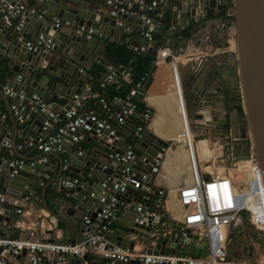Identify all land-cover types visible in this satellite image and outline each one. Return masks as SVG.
Masks as SVG:
<instances>
[{
	"label": "water",
	"instance_id": "95a60500",
	"mask_svg": "<svg viewBox=\"0 0 264 264\" xmlns=\"http://www.w3.org/2000/svg\"><path fill=\"white\" fill-rule=\"evenodd\" d=\"M117 1L137 2L138 0ZM221 1L165 0L162 16L165 17V12L171 10L172 25L183 27L189 21L192 23L200 21L191 28L193 36L197 34L205 36L207 31L212 29H214L215 35L224 36L228 29H233L234 52L229 56L236 63L237 87L240 92L242 114L235 116V119L243 118L244 120L238 137L243 143H237L235 140L238 123L233 122L231 116L227 120V116L224 115L229 111L225 95L215 96L207 91V85L200 87L198 83H194L201 76V72H194L195 68L192 69L193 72L189 77L190 88L188 86L184 91L182 90L183 104L185 109L187 106L189 107V111L186 109V117L194 132L213 126L220 129L221 124L229 122L227 136L229 139L231 138V145L225 158L231 160L248 157L251 155L250 148H252L253 157L262 170L264 182V0ZM19 3L20 0H0V9L6 4L17 6ZM228 4L230 8L227 11L232 17L229 20L224 15H219L224 5ZM114 5V3L108 4L106 0H38L35 9L26 5L22 11L23 24L19 29L7 26L0 18V59L4 60V65L9 72L21 75V88L26 93L25 99L31 101L29 105H36L32 95L47 104L54 103L58 97L70 102L73 95L80 94L85 89V85L91 77L89 71L95 63L104 67L105 72L102 80L109 74H113L117 79L121 74L127 73L126 68L116 60L110 51L109 45L104 42L106 37L113 42L120 43L122 34L128 33L125 29L126 26L121 23L128 13L118 11ZM183 13H188V15L181 16ZM139 18L143 25L142 18L140 16ZM17 19L18 16H15L14 22ZM153 23L156 30L158 21L154 20ZM30 25L33 28L27 30ZM80 26H83L85 30L92 28L95 33L90 37L79 34L76 29ZM173 30L174 28H171L172 33ZM25 33H30L33 37L30 40L32 41L30 47L27 45L29 40L26 39ZM136 33L140 34L141 31ZM116 35L119 37L115 38ZM39 36H42V40L37 43ZM224 40L225 38L222 39V43H225ZM187 42L183 41L181 48H184ZM144 43L142 41L129 45L134 47L136 52L142 53L141 47L144 46ZM102 47L105 50L103 54L100 53ZM145 52L153 53V47L147 48ZM191 65L193 64L191 63ZM124 80L126 83L131 82L129 76H125ZM110 84L114 85V83ZM66 106L54 105L49 110L59 113V117L62 118ZM216 106L220 107L216 108ZM123 107H125L124 103H122V107L116 109V112H121ZM9 112L12 114V110ZM31 115H34L31 123L26 125L18 136L10 134L11 130L6 129L0 119V154H3L0 156V237L15 239L29 236L27 233H19L18 230L7 232L6 228L13 226L19 202H27L29 198L37 197V186L44 174H49L52 177L48 185L55 186L56 190L64 196L62 199H58L59 205L56 203L54 210L49 208L44 199L41 200L42 208L53 215H56L59 206H65L69 213H73L77 209L81 210V214L77 218L84 219L86 217L89 221L95 219L101 221L97 214L108 208L111 195L123 199L129 209L135 213L134 216L138 215L137 204L131 203L129 198L130 193L138 192L139 189L129 186L125 192H119L102 186V182L110 173H112L114 182L119 183L121 171L130 167V161H122L108 156L112 152L123 154L127 150L125 137L120 136L115 140L112 135L108 134V130L101 129L99 132L91 130L83 134L82 138L104 146V149H92V151L80 150L79 142L61 141L58 144L68 153V158H59V170L57 169L54 174L48 169L51 162L50 156L55 155L52 151L39 150L40 155L33 158L27 155L22 156V153L27 152L30 148H36L43 122L46 118L50 121L47 114L41 111L31 113ZM141 118L142 113L136 112L134 116L126 118L124 122L116 125L117 131L125 129L128 125L131 126L127 139L133 141L134 147L142 149L143 154L148 157L159 158L158 154L164 152V147H167L168 143L157 138L148 129H144L141 134L137 135L136 128L140 125ZM115 119L113 115V123H115ZM50 122L55 123L52 119ZM211 135L220 137L221 141H225L226 138L222 133L211 132ZM201 137H204V134L196 133L194 136L195 139ZM58 144H55L54 147ZM8 148L11 149V153ZM8 155L9 159H6L5 156ZM43 158L45 160L41 161ZM14 160L19 161V165H10V162ZM82 162L84 164H81ZM104 165L107 166L105 169ZM64 166L66 169L79 173L82 177L74 184L59 185V179L66 176L65 173H62ZM83 166L89 167V174L95 180L94 184L87 183L86 172L80 170ZM83 190H86L88 194H84ZM102 197L103 201H101ZM91 205L93 208L89 207ZM243 219V216L239 215L233 225L238 229L242 228L238 221H243ZM132 222L133 224L124 233L141 237L144 245L143 250L146 253H190L192 256L204 253L205 242L199 239V235L191 232L190 229H186L185 235H182L181 222L179 219L170 217L167 212H162L158 217L145 216L143 223L139 225L133 220ZM77 231L79 233L87 231V233L95 235L98 233V228L95 226L88 228L83 221L78 224ZM46 234L47 238L35 236H31V238L45 243L60 242L72 245L76 243V238L70 240V235L64 230L60 240L55 239L53 229L48 228ZM133 243L130 241L129 245H125L118 241L117 245L131 248ZM183 244L187 246L182 248ZM246 249L247 246H244L243 250ZM50 253H47V256L53 264H84V261H87V264H122L119 262L108 263L105 258L94 255L90 251L82 257L75 254H66L61 257L59 252L55 253L53 257L49 255ZM8 259L14 262L23 259L22 264H30L26 249H22L20 254L14 258L8 256ZM47 260L48 257H44L39 264H45ZM130 264H135V262L131 260Z\"/></svg>",
	"mask_w": 264,
	"mask_h": 264
},
{
	"label": "built area",
	"instance_id": "2783aa9c",
	"mask_svg": "<svg viewBox=\"0 0 264 264\" xmlns=\"http://www.w3.org/2000/svg\"><path fill=\"white\" fill-rule=\"evenodd\" d=\"M106 2L108 4L114 3V7L120 12L140 16L143 20L141 34L145 42L141 49L146 51L147 48L152 46L155 26L153 23L154 19L149 13L156 10L162 0H138L136 2V9L132 7L131 3L122 5L118 4L116 0H106ZM24 8L23 2H20L17 6L10 4L3 5L0 9V18L4 20L7 26H14L16 29H19L23 24L22 11ZM227 15L230 14L228 13ZM15 16H18L16 22L13 20ZM76 32L86 37H90L95 33L92 28L85 30L83 26L76 29ZM221 37L225 38L224 41L226 43L230 42L234 44L233 29H228L225 35ZM209 38L210 34L204 36V40H208ZM41 40L42 36H39L37 43H40ZM31 43L32 41L27 42L28 47H30ZM160 54L163 57H169L173 66L176 67L179 56L176 51L159 50L156 52L155 60H159ZM174 72L175 76L178 77L176 70ZM125 75L129 76V73L127 72ZM21 81V75H16L13 84L3 86L2 90L9 98L14 100L10 105V109L17 116L19 122H24L25 113L28 110L31 113L41 111L47 114L50 121L52 119L55 122V127L52 131L49 128L53 124L47 118L42 124V131L37 139L36 148L43 152H50L52 150L62 151L63 148L58 143L61 141L69 143L79 142L82 139V135L91 130H95L96 132H99L101 129L108 130V134L117 140L119 135L116 125L121 124L126 118H130L136 114V107L132 98L145 99L147 95V90L144 87V78L136 82L129 89L125 99L114 97L112 102L107 101L98 92L92 91L90 85H86L80 94L73 95L72 100L65 108L63 117L60 118L59 113L50 112L48 104L42 102L35 95H32V97L35 99L36 105H29L31 101L25 99L26 93L21 88ZM116 82L117 79L114 75L109 74L100 82V87L103 88L106 84H115ZM177 87L180 90L179 95L182 96L181 84L179 83ZM90 99H94L102 105L103 114L86 106V102ZM115 102L124 103L125 107L119 113L114 110L113 115L116 119L115 123H113V108L110 103ZM141 113V123L136 128L137 135L142 133L153 114L148 107H145ZM187 123L189 126L188 120ZM189 128L192 131L193 138L196 133L204 134V137L196 140L204 139L208 141V145L213 149V161L200 162L196 151L192 148L193 146H189V149L186 150L188 177L184 178L182 174L179 175L181 182L177 188V195L173 198L172 202L168 201V189L152 188L149 185L150 178L160 172L161 166L165 161V153L175 143L172 137H169V140L165 141L168 145L164 147L162 154H158L159 158L148 157L145 154L138 156L130 145L127 146V150L123 154L119 152L109 153L108 156L110 158L115 157L122 161H130V167H126L121 171L119 183L114 182L112 173H110L102 182V186L118 190L119 192H125L131 186L133 189L144 190L146 192V194L141 196V201L136 203L138 215L133 217V221L137 225L143 223V217L145 216H160L161 213L156 210L158 208L163 209L172 218H175L176 214L179 213L177 209L181 208L183 216L178 218L181 222V234L185 235L186 229H190L191 232L198 234L199 239L205 242V246H203L204 253L195 256H192L190 253L151 254L146 253L142 249L138 250L134 247L123 248L121 245L115 244L112 240L107 239L105 233L110 230L112 221L117 218L119 208L124 205L126 206V202L119 197L111 195L109 197L108 208L103 209L101 213L97 214V217L101 218V221L95 219V224L98 228L97 234L86 233L81 240L73 245L59 242L45 243L38 239L33 240L31 236L35 231L27 232L29 236L26 238L7 239L0 237V264H12L8 256L14 258L20 254L22 249L27 250V259L30 264H39L40 260L46 257L49 252L54 255L59 252L61 253V257L66 254H75L82 257L88 251L105 258L108 263L119 262L128 264L133 260L138 264H264V252L261 255L262 257L260 256L259 258L238 260V258H230L229 248L230 235L236 233L238 230L233 223L239 215H242L243 221H238L242 225L239 231L243 230L246 232L248 234L247 237L256 246L264 250V182L262 170L253 157V149L250 148L251 155L248 157L229 160L225 158V155L229 153L230 140L225 139V141H221L220 137L211 135V132H216L214 130L202 129L194 132L190 126ZM216 133L221 134L219 132ZM55 144L58 145L54 147ZM173 148L177 149L176 146ZM210 162H214L215 165L217 162H220L222 164L220 166L222 167L221 171L215 170L213 168L214 164L212 165ZM19 163V161L14 160L10 162V165H19ZM208 163L212 165V168H205ZM139 164L144 166V168L138 169L137 166ZM106 167V165L103 166L104 169ZM63 169L65 170L66 166ZM77 181V178L65 176L60 178L58 183L59 185L68 186L69 183L74 184ZM256 188H260L258 194L255 192ZM152 193L157 196L156 199L149 196ZM103 199L102 197L101 201ZM16 213H22V210L18 208L16 209ZM84 221L86 223L90 222L86 217H84ZM47 224L49 229H57V217L53 214L48 215ZM84 264H87V261H84Z\"/></svg>",
	"mask_w": 264,
	"mask_h": 264
},
{
	"label": "crops",
	"instance_id": "0c3cea01",
	"mask_svg": "<svg viewBox=\"0 0 264 264\" xmlns=\"http://www.w3.org/2000/svg\"><path fill=\"white\" fill-rule=\"evenodd\" d=\"M38 0H20V2L26 5L32 6V9H35L37 6ZM116 2H118L116 0ZM221 2H224L222 0ZM132 5L133 8H137L136 2H118V4L126 5V4ZM165 4V0H162L159 7L156 9L160 10L159 15L161 17L162 7ZM227 8L229 9V4L227 5ZM228 14V11L227 13ZM166 18L169 22L168 24V36L165 37L162 40V43L160 46L156 49V52L159 50L167 49L169 51H176L178 56V61L176 64V67L173 66L172 61L169 57H163L159 56V60L154 61V69L152 73V77L150 80V83L147 87V95L145 99H142L145 107H148L152 111V117L150 121L146 124L144 129H148L151 133H153L157 138L161 139L162 141L169 140V137H172L174 139L175 143L172 145L176 148H171L168 150L167 153H165V161L161 166L160 172L156 176H152L149 180V185L152 188H166L168 189V201L172 202L173 198L177 195V188L180 185L181 179L179 178V175L182 174V176L185 178L188 177V161L186 156V150L189 149V146H193L192 148L195 150L194 145L198 146V150L200 151L199 160L201 161H213L212 160V151L208 145V141L204 139L196 140L191 135L189 138L188 132H187V120H186V114L184 105L182 104V96L179 95L180 90H178L177 85L179 83L181 84V90L184 91V89L188 86L190 88V74L193 72L199 73L201 72V76L194 81V83H198L199 86L207 85V91L214 94L215 96L218 95H225L232 96V93L236 92L235 89L237 88V72H236V63L231 60V56H229L231 53L234 52V45L230 42H225V44H222V37L215 35L214 29L211 31H207L206 34H210V38L208 40H204V36L202 34H197L195 36L191 35L189 39H181L176 38L178 32L183 28L181 25H172L171 23V10L165 12ZM164 15V16H165ZM188 13H183L181 16H187ZM23 16V15H22ZM200 22V21H195ZM122 25H125V29L128 31V33H123L121 36V42H113L109 38H104V42H106L109 47L115 48L118 44H124L130 47L131 49L135 50L134 47L130 46L129 44L134 43L137 44L139 42L144 41V38L142 34H137L136 32L139 30H142L143 25L141 24L139 16L135 14H129L125 19L121 21ZM188 23H192L189 21ZM187 23V24H188ZM186 24V25H187ZM33 26H29L27 30L32 29ZM171 28H174L173 33L171 32ZM27 40H32L33 37L30 33H25ZM203 36V37H202ZM119 35H116L115 38H118ZM203 38V40H202ZM183 41H188L186 46L184 48H181V44ZM128 42V43H127ZM130 42V43H129ZM177 43V45H176ZM145 44V43H144ZM105 52L104 48L102 47L100 49V53L103 54ZM0 62L3 63L4 60L0 59ZM191 63L193 65H191ZM180 65V66H179ZM4 71L6 69V73L8 72V75H6V79H4V83L0 84V90L3 88V86L8 84H13L14 79L17 74L13 72H9V70L4 65ZM95 69L100 72L99 79L102 80L103 73L105 72L104 67L95 63L91 70ZM193 69V70H192ZM178 73V77L175 76V71ZM90 72V71H89ZM10 73V75H9ZM122 78H124L126 75L121 74ZM98 79V80H99ZM94 80V79H93ZM92 82V77H89L88 82L86 85H89ZM85 85V86H86ZM230 100H232V97H228ZM14 100L12 98H9L3 90L0 91V119L2 120L4 127L8 130H11L10 134H13L14 136L19 134L26 125L31 123L32 117L34 115H31L29 111L25 113L24 122H19L17 119V116L13 113L9 112L10 106ZM70 102L66 99L58 97L54 103L48 104L49 108L53 107L54 105H59L60 107H63L65 105H68ZM112 105V115L114 110H116L118 107H122V103H110ZM236 105V104H234ZM220 106H216V108H219ZM91 108L99 113H104L102 110V105L95 101L91 104ZM201 112V111H200ZM4 115V117H2ZM111 115V116H112ZM53 124V123H52ZM55 127V124L51 125L49 128L50 131H52ZM131 128V126H127L123 130H118L119 137H125V145L128 146L130 144V140H128V130ZM80 144V150L82 151H92V149H104L103 145L98 144L97 142H94L92 140H88L87 138H82L79 141ZM139 148V147H138ZM137 147H134V150L139 154H143L142 149H138ZM9 149V152L11 153V149ZM208 149V151H206ZM32 150V151H31ZM52 152L56 155L50 156L51 162L48 167V169L56 173L59 165V158L67 159L68 153L62 149V151L52 150ZM40 151L35 148H30L27 152L22 153V156H29L30 158H33L34 156L40 155ZM178 154V155H177ZM0 156H3V154H0ZM96 156V155H94ZM181 156V157H180ZM6 159H9V155L5 156ZM11 158V157H10ZM44 159H41L43 161ZM211 163V162H210ZM208 163V165L205 167L207 169H210L211 164ZM81 164H84L82 162ZM214 162H212V165ZM215 165V164H214ZM138 169H143L144 166L139 164ZM212 167V166H211ZM222 167H217V171H221ZM59 170V169H58ZM81 171L86 172L87 177V183L89 185L94 184L95 180L90 176L89 174V167L83 166ZM62 173L66 174V176H75L78 178H81L82 176L79 173H75L72 170L69 169H63ZM51 176L49 174H44V177L40 179V183L37 186V197L28 199L27 202L20 201L18 204V208L22 210V213H16V218L13 220V226L11 228H6V231H13L18 230L21 234H26L30 231H35V233L32 236L35 237H43L47 238V230L49 228L48 226V215H51L46 209L42 208V202L41 200H45L46 204L49 206L50 209L54 210L56 203L59 205L58 199H62L64 196L61 195L57 190L56 187L52 184L48 185V182L51 180ZM84 194H88L86 190H83ZM146 194L144 190H139L138 192L134 191L130 193V201L131 203H137L138 201H141V196ZM51 196V198H50ZM150 197L156 199L157 196L152 193L149 195ZM40 200V202H39ZM151 205V203H150ZM153 206V205H152ZM90 208H93V206H89ZM69 210V208H68ZM158 212L162 213L164 212L163 209H156ZM179 213L176 214L175 218H180L182 216V210L181 208H178ZM176 210V211H177ZM81 214V210L77 209L73 213H69L66 209V207L59 206L58 212L56 213L57 217V229L54 230V235L56 240H60L62 238L63 230L70 235V240L72 238H76V242L82 239V236H84L87 231H84V233H79L77 231L78 224L82 223L84 219L77 218ZM134 212L132 209H129V207L126 205L119 208L117 213V218L114 219L111 223L110 230L105 233V236L107 239L114 240L113 242L117 244L118 241H120L122 244L129 245L130 241H133L132 247L138 250H143L144 245L142 243V238L135 234H125L124 231H126L132 224ZM174 217V214H173ZM86 223V222H85ZM88 228H91L93 226L96 227L95 220L90 221L89 223H86ZM71 227V228H70ZM244 227V225H243ZM169 229V228H168ZM243 230L239 231V229L236 231V233H233L230 235V239L233 236L239 237V246H242V248L246 245H248L247 241L246 243L241 242V235H244L245 237L248 236L246 232H242ZM242 232V233H241ZM236 234V235H235ZM243 238V237H242ZM250 239V238H249ZM60 243V242H59ZM253 243V242H252ZM187 245L183 244L182 248H185ZM247 249L249 247L247 246ZM246 249V250H247ZM245 250V251H246ZM50 256H53V253L49 254ZM233 255V254H231ZM45 264H53L51 260L49 259ZM54 257V256H53ZM12 259V258H11ZM11 261V260H10ZM23 259L20 261H11L12 264H22ZM130 264V263H128Z\"/></svg>",
	"mask_w": 264,
	"mask_h": 264
},
{
	"label": "trees",
	"instance_id": "16d2710c",
	"mask_svg": "<svg viewBox=\"0 0 264 264\" xmlns=\"http://www.w3.org/2000/svg\"><path fill=\"white\" fill-rule=\"evenodd\" d=\"M150 1V0H147ZM227 5H224L223 9L220 11L219 15H224L226 19H232L231 15H227ZM160 10L156 9L149 14L151 17H153L154 20L158 21V27L153 32V53L148 54L145 51L142 53L136 52V50L131 49L127 45L124 44H118L115 46V48L109 47L110 51L114 55L117 61L123 65L127 72L129 73V77L131 78L130 83H126L124 78L119 76L117 78V82L112 84H106L103 88L100 87V82L102 80L99 79L100 72L98 70L92 69L90 70V74L92 77V82L89 84L92 91L98 92L100 96L105 98L107 101L112 102L114 97L125 99L129 89L138 81H140L142 78H144V87L147 89L153 69H154V61L156 57V49L160 46L162 43V40L168 36V20L165 17H161L159 15ZM211 17V16H210ZM189 23L185 25L181 30L178 32V34L175 37L181 38V39H189L191 37V28L195 24ZM177 45V43H176ZM136 57V58H134ZM4 62H0V84L4 83V79H6V75H8V72L6 73V69L4 71ZM7 68V67H6ZM94 79V80H93ZM99 79V80H98ZM138 97L132 98L133 103H135L136 112H142L145 109V104L141 98L137 99ZM94 99H90L86 102V106L91 108V104L94 103ZM233 108L237 111V113L241 116L242 114V107L240 104L233 105ZM131 148L133 149L134 153L138 155V153L134 150V142L130 141ZM141 155V154H139ZM138 155V156H139ZM71 178H77L75 176H70ZM138 264V263H135Z\"/></svg>",
	"mask_w": 264,
	"mask_h": 264
},
{
	"label": "rangeland",
	"instance_id": "374dc122",
	"mask_svg": "<svg viewBox=\"0 0 264 264\" xmlns=\"http://www.w3.org/2000/svg\"><path fill=\"white\" fill-rule=\"evenodd\" d=\"M235 91L236 92L232 93V96H228V97H232V100H230V99L228 100V105H230V107L232 106V113L236 112V110L233 108L234 104H240L241 105L239 88L237 87L235 89ZM187 107H186V109H187V111H189V107L188 108ZM216 153H217V151H216ZM213 158L215 160L214 156H213ZM220 166H222V164L220 162H217V164L214 165L213 168L216 170V168L220 167ZM241 236L243 237V238L240 237L241 242L246 243V241H247V243H248L247 246L249 247V249H247L246 251L243 250L242 246L238 245L239 244V240H238L239 237L233 236L230 239V244H229L230 258H238V260H240V259L242 260V259H250V258H259L261 255H263L264 250H262L261 247L256 246L254 243H252V240H250L248 237H245L244 235H241ZM231 254H233V255H231Z\"/></svg>",
	"mask_w": 264,
	"mask_h": 264
},
{
	"label": "flooded vegetation",
	"instance_id": "af4514ba",
	"mask_svg": "<svg viewBox=\"0 0 264 264\" xmlns=\"http://www.w3.org/2000/svg\"><path fill=\"white\" fill-rule=\"evenodd\" d=\"M225 98H226V102H227V105H228L227 99L229 100V98H228V96L227 97L225 96ZM228 109H229V111L224 113V115H226L227 118H228L227 120H229V118L231 116L232 117V121L238 123V127H237V130H236V133H235L237 138L235 140H236L237 143H243V141L241 139H239L238 137H239L240 129L243 128L244 120H243V118H240L239 120L235 119V116H237L238 113H237V111L235 113H232V106L230 107V105H228ZM208 129L209 130H214V131L219 132V133H222V134H224L226 136L225 139L231 140V138L229 139V137L227 136V134H229L228 133L229 132V122L226 123V124H221V128L220 129L215 128L214 126L213 127H209Z\"/></svg>",
	"mask_w": 264,
	"mask_h": 264
},
{
	"label": "bare ground",
	"instance_id": "6f19581e",
	"mask_svg": "<svg viewBox=\"0 0 264 264\" xmlns=\"http://www.w3.org/2000/svg\"><path fill=\"white\" fill-rule=\"evenodd\" d=\"M234 45V44H233ZM182 104H183V99H182ZM184 105V104H183ZM187 132H188V135H189V138H190V136L192 135V131L190 130V128H189V126H188V123H187ZM193 136V135H192ZM191 139V138H190ZM210 147V146H209ZM194 148H195V151H196V153H197V156H198V158H199V155H200V151L198 150V146L197 145H194ZM211 148V147H210ZM212 149V148H211ZM206 151H208V149L206 150ZM200 159V158H199ZM212 163V162H211ZM212 166V165H211ZM210 166V168H212ZM218 172H220V171H218ZM259 191H260V188H256V194H258L259 193Z\"/></svg>",
	"mask_w": 264,
	"mask_h": 264
}]
</instances>
